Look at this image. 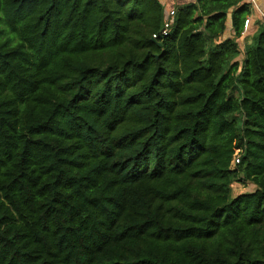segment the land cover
Masks as SVG:
<instances>
[{
	"label": "trees",
	"instance_id": "1",
	"mask_svg": "<svg viewBox=\"0 0 264 264\" xmlns=\"http://www.w3.org/2000/svg\"><path fill=\"white\" fill-rule=\"evenodd\" d=\"M168 13L0 0V264H264V23Z\"/></svg>",
	"mask_w": 264,
	"mask_h": 264
},
{
	"label": "crops",
	"instance_id": "2",
	"mask_svg": "<svg viewBox=\"0 0 264 264\" xmlns=\"http://www.w3.org/2000/svg\"><path fill=\"white\" fill-rule=\"evenodd\" d=\"M160 2L165 7V12H170V10H176L179 6H185L189 4H193L196 0H160ZM250 4L251 14L250 17V25L247 32H244L242 36L237 39L239 43V48L242 50V54L240 55V59H243V52L247 45L252 43L254 34L259 28L258 23H264V0H246ZM232 12L229 13L227 22H226V30L224 33V39L229 37H234V29L232 25Z\"/></svg>",
	"mask_w": 264,
	"mask_h": 264
},
{
	"label": "built area",
	"instance_id": "3",
	"mask_svg": "<svg viewBox=\"0 0 264 264\" xmlns=\"http://www.w3.org/2000/svg\"><path fill=\"white\" fill-rule=\"evenodd\" d=\"M176 15V10L172 9L170 10V12L168 13L165 21H164V28L162 30V33L167 34L171 28V26L174 24V17ZM250 17H247L244 23V32L248 31L249 25H250ZM243 32V33H244ZM156 37V35L154 36ZM239 157V156H238ZM235 158L236 162H239V158Z\"/></svg>",
	"mask_w": 264,
	"mask_h": 264
},
{
	"label": "rangeland",
	"instance_id": "4",
	"mask_svg": "<svg viewBox=\"0 0 264 264\" xmlns=\"http://www.w3.org/2000/svg\"><path fill=\"white\" fill-rule=\"evenodd\" d=\"M255 186L253 184H242L235 182L233 184V193L238 194L242 192H251L253 191Z\"/></svg>",
	"mask_w": 264,
	"mask_h": 264
}]
</instances>
